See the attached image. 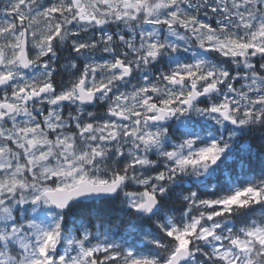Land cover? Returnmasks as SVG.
<instances>
[{
    "label": "snow or ice",
    "instance_id": "6c2138e0",
    "mask_svg": "<svg viewBox=\"0 0 264 264\" xmlns=\"http://www.w3.org/2000/svg\"><path fill=\"white\" fill-rule=\"evenodd\" d=\"M0 264H264V0H0Z\"/></svg>",
    "mask_w": 264,
    "mask_h": 264
}]
</instances>
